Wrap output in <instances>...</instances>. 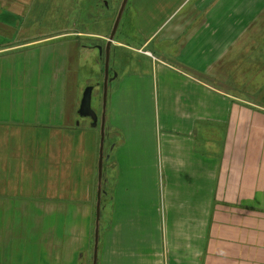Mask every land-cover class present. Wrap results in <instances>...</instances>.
<instances>
[{"label": "crops", "instance_id": "crops-1", "mask_svg": "<svg viewBox=\"0 0 264 264\" xmlns=\"http://www.w3.org/2000/svg\"><path fill=\"white\" fill-rule=\"evenodd\" d=\"M15 1L0 0V264H93L100 127L77 122L72 56L89 47L28 34ZM134 8L141 38L110 50L130 71L108 83L96 264H264V0Z\"/></svg>", "mask_w": 264, "mask_h": 264}, {"label": "rangeland", "instance_id": "rangeland-1", "mask_svg": "<svg viewBox=\"0 0 264 264\" xmlns=\"http://www.w3.org/2000/svg\"><path fill=\"white\" fill-rule=\"evenodd\" d=\"M6 1L9 2L6 6L10 7L12 5L11 0ZM105 1L107 4H105ZM127 1L113 40H125L127 35L137 40L141 38L134 26L136 19L135 0ZM27 2L28 7L25 6ZM121 2L122 0H16L14 3L15 6L16 3L21 4V20L27 22L28 34H41L44 32L47 35H67L69 37L81 34L78 37V42L84 43L89 48L86 47L72 53V56L76 54L75 58L80 60L81 90L79 98H81L86 85H92L94 89L91 105L95 112H99L102 104V82L104 78V49L99 58V50L96 45L99 44L102 48L106 45ZM2 3L4 2L2 1ZM118 53L120 58L114 59V61L110 59L109 61V76L112 78L117 72L130 71V69L127 70L128 67L126 66L127 58L130 55L124 51ZM131 58L134 64L138 60H142L140 55L131 56L128 61H131ZM138 65L141 66V62ZM77 122H80L86 138L89 139L94 135V132L99 133V127H92L91 120L88 117H78ZM109 143L108 137L105 144L107 151ZM109 164L110 162H105V165H103L105 178L111 175ZM104 188L107 193L111 192L109 181Z\"/></svg>", "mask_w": 264, "mask_h": 264}, {"label": "water", "instance_id": "water-1", "mask_svg": "<svg viewBox=\"0 0 264 264\" xmlns=\"http://www.w3.org/2000/svg\"><path fill=\"white\" fill-rule=\"evenodd\" d=\"M127 0H122L120 7L118 9L116 18L114 20L113 26L111 28L110 35L107 39L106 45L104 47V78L102 82L103 94H102V106L100 113V121L98 113L92 108V93L94 87L92 85H86L83 95L80 101V106L78 114L80 117H88L91 120L92 127H97L99 122L100 127V147H99V159H98V169H97V191H96V209H95V227H94V243H93V264L97 262V248L98 247V238H99V219H100V210H101V195L103 194L102 190V168H103V142L105 138V119H106V102H107V91L108 83L112 79L109 76V61H110V50L112 46L113 39L115 37L116 31L119 26L122 14L127 5ZM105 4L107 2L105 1ZM99 54H102V49L99 47ZM115 75V74H114Z\"/></svg>", "mask_w": 264, "mask_h": 264}, {"label": "flooded vegetation", "instance_id": "flooded-vegetation-1", "mask_svg": "<svg viewBox=\"0 0 264 264\" xmlns=\"http://www.w3.org/2000/svg\"><path fill=\"white\" fill-rule=\"evenodd\" d=\"M96 47H98V48L100 47L102 50L104 49V48H102L101 45H99V44L96 45ZM104 47H105V46H104ZM98 50H99V49H98ZM101 52H102V51H101ZM103 52H104V50H103Z\"/></svg>", "mask_w": 264, "mask_h": 264}]
</instances>
